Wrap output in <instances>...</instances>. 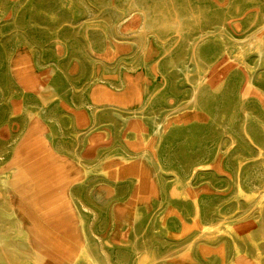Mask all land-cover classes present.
Wrapping results in <instances>:
<instances>
[{"label":"rangeland","instance_id":"1","mask_svg":"<svg viewBox=\"0 0 264 264\" xmlns=\"http://www.w3.org/2000/svg\"><path fill=\"white\" fill-rule=\"evenodd\" d=\"M11 168L0 264H264V0H0Z\"/></svg>","mask_w":264,"mask_h":264},{"label":"bare ground","instance_id":"2","mask_svg":"<svg viewBox=\"0 0 264 264\" xmlns=\"http://www.w3.org/2000/svg\"><path fill=\"white\" fill-rule=\"evenodd\" d=\"M143 13V12H142ZM146 24V23H145ZM141 34V33H140ZM138 38V37H137ZM138 43V42H137ZM46 86V85H45ZM43 92V91H42ZM51 92V91H50ZM52 95V94H51ZM141 108V107H140ZM53 147V145L51 146ZM53 149V148H52ZM56 150V149H55ZM55 152V151H54ZM57 154V153H56ZM144 155V153H143ZM81 157V156H80ZM140 158V157H139ZM138 158V159H139ZM141 160V158H140ZM74 162V161H73ZM79 163V164H78ZM76 163L77 164V167L73 169L72 172H70L69 176L70 178H68V180H66V186L68 185L69 188L67 190H65V192L62 190V194L60 196V198L64 199L65 203L68 205V212H69V218H71V221L72 222H75L74 223V226H73V229L76 231V234L78 233L79 236L80 235H83L85 236L86 234V224L84 222V220L79 217L77 211H76V207L74 206V203H73V199H74V194L70 191V188L71 186L75 185L78 181L77 177L79 176V174H87V168L85 165H83L82 163H80V160L79 162ZM147 164V163H146ZM102 166V165H101ZM95 169V168H94ZM102 170V169H101ZM89 171V170H88ZM6 174V173H5ZM99 174V173H98ZM10 175L11 177L10 178H7L6 176L4 177H1L0 178V214L3 212V208L2 206H8L9 207V212L11 215H14V210H13V204L11 205V202H10V197L8 195V191H7V186L8 184L10 185L11 189L16 192L17 196H18V199H20V197H22V199H24L26 202L27 205L31 206V202H30V197H29V190H30V187H31V181L27 178V177H24V176H20L18 175V171L14 168H11L10 169ZM264 191V190H263ZM262 195V194H261ZM101 196V195H100ZM264 196V195H263ZM62 202H60L61 204ZM59 204V205H60ZM76 205V204H75ZM58 208V207H57ZM18 209L25 215L26 213L23 212V207L20 203H18ZM75 213H77V218H78V221H76V218H75ZM88 228V227H87ZM91 226H89V230H91ZM206 228V227H205ZM19 229H21V227H19ZM87 229V230H88ZM209 229V228H207ZM35 232L32 233V235H29L28 233H26L25 236H23V238L27 239L28 237L31 236L32 238V241L34 242V244H37V246H42L41 245V242L39 241L40 238H41V232H36V230H34ZM3 232H4V229L2 227H0V260H8V255L6 254L5 250L6 248L7 249H13V248H18V250H20L21 246L24 247L23 244H20L16 241H9L6 239V237L4 238L3 237ZM75 236V234H71V236L69 237V242L65 243V245L67 246V252H66V255L64 256H60L59 260H60V264H66V261H70L71 263L70 264H73L74 262H76L77 260V255L79 253V251L76 249V247L73 245L72 243V238ZM82 236V237H83ZM264 236V235H263ZM36 238H38L39 240H37ZM86 238V237H85ZM215 238V237H214ZM89 239V238H88ZM205 239V238H204ZM87 240V239H86ZM210 240V239H209ZM29 241V240H28ZM27 241V242H28ZM31 242V241H30ZM101 242V241H100ZM30 244V246L34 245L32 243H28ZM86 245V243H85ZM88 245V243H87ZM29 246V245H28ZM36 246V245H35ZM31 248V247H30ZM85 248V247H84ZM89 248V246H88ZM92 248V247H91ZM89 250V249H88ZM87 250V251H88ZM86 251V250H85ZM92 251V250H90ZM149 251V250H148ZM84 252V250H83ZM146 252V251H145ZM88 253V252H87ZM147 253V252H146ZM104 254V253H103ZM106 256V255H105ZM145 256V255H144ZM153 256V255H151ZM50 257V256H49ZM108 257V256H107ZM106 257V258H107ZM163 257V256H162ZM87 258L90 259V260H93V256L90 255V254H87ZM103 258V257H102ZM105 258V259H106ZM149 258V257H148ZM152 258V257H150ZM165 258V257H164ZM34 259V258H33ZM45 259H49V258H46ZM54 259V258H53ZM53 259L51 261H53ZM50 260V259H49ZM108 261L105 263V264H110L109 262V259H107ZM153 260V258L151 259ZM89 261V260H88ZM96 261V260H95ZM103 261V260H102ZM5 262V261H4ZM100 262V260H99ZM98 262V263H99ZM139 262V260H138ZM152 262V261H150ZM101 263V262H100ZM103 263V264H104ZM153 263V262H152ZM102 264V263H101ZM148 264V263H147ZM150 264V263H149ZM245 264H248V263H245Z\"/></svg>","mask_w":264,"mask_h":264}]
</instances>
